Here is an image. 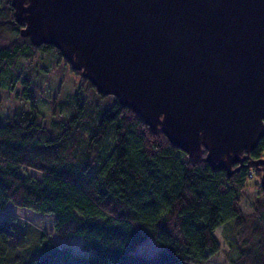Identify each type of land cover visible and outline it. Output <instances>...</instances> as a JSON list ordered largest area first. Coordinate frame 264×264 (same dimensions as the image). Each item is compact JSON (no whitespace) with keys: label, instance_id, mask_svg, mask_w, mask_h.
Listing matches in <instances>:
<instances>
[{"label":"trees","instance_id":"obj_1","mask_svg":"<svg viewBox=\"0 0 264 264\" xmlns=\"http://www.w3.org/2000/svg\"><path fill=\"white\" fill-rule=\"evenodd\" d=\"M21 27L12 0H0V208L12 202L54 214V230L82 237L85 251L73 253L43 233L37 254L25 245V225L4 216L0 264H206L221 249L214 231L229 221L237 254L228 264H264L262 172L250 164L264 158V137L231 174L214 168L205 148L191 157L161 127L99 92L54 45L22 36ZM40 52L79 75L65 101L47 98L48 112L29 74ZM3 91L25 104L3 113ZM249 186L258 193L246 212L241 202ZM149 238L161 249L136 252Z\"/></svg>","mask_w":264,"mask_h":264},{"label":"water","instance_id":"obj_2","mask_svg":"<svg viewBox=\"0 0 264 264\" xmlns=\"http://www.w3.org/2000/svg\"><path fill=\"white\" fill-rule=\"evenodd\" d=\"M104 94L191 157L232 173L264 137V0H12ZM262 169L264 158L251 161Z\"/></svg>","mask_w":264,"mask_h":264},{"label":"rangeland","instance_id":"obj_3","mask_svg":"<svg viewBox=\"0 0 264 264\" xmlns=\"http://www.w3.org/2000/svg\"><path fill=\"white\" fill-rule=\"evenodd\" d=\"M52 54V53H51ZM30 75L33 76L32 81L38 91V100H42V110L48 112L50 109L49 99L57 96L59 101H65L70 93L75 92L79 83V75L71 72L69 67L59 61L55 54L45 55L43 52L32 60ZM59 91V92H58ZM2 110L3 113H11L18 105H24L25 101L18 100L14 94L2 92ZM49 98V99H47ZM64 113H57L53 115L56 119H61ZM49 119V114L46 117ZM46 121V124L48 123ZM48 125V124H47ZM261 170L262 174L263 171ZM257 177L253 173L251 182L253 183ZM258 193L257 189L249 186L247 197L242 199V207L246 212H250L252 208V197ZM4 216L14 217L20 224H24L27 231V246H33L37 254H42L45 244L46 234L53 242L60 247H66L73 253L84 252L82 247L83 238L78 235L64 237L59 235L53 227L54 214L40 213L30 208L19 207L12 202H8L4 208H0V220ZM216 238L221 246V249L210 257L206 264H228L230 259L234 257L237 252L230 249L231 243L235 238V232L232 226V221L220 225L214 231ZM161 249V246L153 239L149 238L141 243L136 252L153 255ZM19 264H22L19 262Z\"/></svg>","mask_w":264,"mask_h":264}]
</instances>
